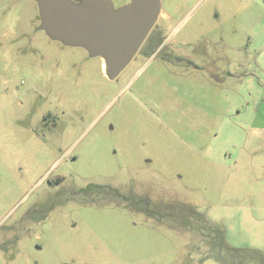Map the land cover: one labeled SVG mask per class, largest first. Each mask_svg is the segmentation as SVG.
<instances>
[{"label":"rangeland","instance_id":"374dc122","mask_svg":"<svg viewBox=\"0 0 264 264\" xmlns=\"http://www.w3.org/2000/svg\"><path fill=\"white\" fill-rule=\"evenodd\" d=\"M160 5L111 79L0 0V264H264V0Z\"/></svg>","mask_w":264,"mask_h":264},{"label":"water","instance_id":"95a60500","mask_svg":"<svg viewBox=\"0 0 264 264\" xmlns=\"http://www.w3.org/2000/svg\"><path fill=\"white\" fill-rule=\"evenodd\" d=\"M52 39L83 47L116 78L134 59L161 14L160 0H132L115 11L110 0H34Z\"/></svg>","mask_w":264,"mask_h":264},{"label":"flooded vegetation","instance_id":"af4514ba","mask_svg":"<svg viewBox=\"0 0 264 264\" xmlns=\"http://www.w3.org/2000/svg\"><path fill=\"white\" fill-rule=\"evenodd\" d=\"M154 27H155V26H154ZM152 30H153V29H152ZM148 36H149V35H148ZM147 38H148V37H147ZM147 38H146V40H145V43H146L147 40H148ZM143 44H144V43H143ZM163 46H164V43L162 42L161 45H159V47H157V49H156V53H157L159 50L161 51V50H162L161 48H162ZM139 50H140V49H139ZM138 52H139V51H138Z\"/></svg>","mask_w":264,"mask_h":264},{"label":"bare ground","instance_id":"6f19581e","mask_svg":"<svg viewBox=\"0 0 264 264\" xmlns=\"http://www.w3.org/2000/svg\"><path fill=\"white\" fill-rule=\"evenodd\" d=\"M105 61V60H104ZM105 64H106V62H105ZM106 68H107V66H106Z\"/></svg>","mask_w":264,"mask_h":264}]
</instances>
